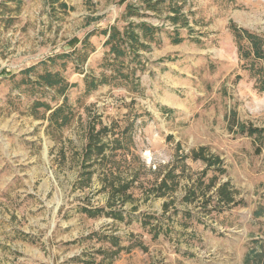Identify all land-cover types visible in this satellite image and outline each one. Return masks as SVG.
<instances>
[{
  "label": "rangeland",
  "instance_id": "rangeland-1",
  "mask_svg": "<svg viewBox=\"0 0 264 264\" xmlns=\"http://www.w3.org/2000/svg\"><path fill=\"white\" fill-rule=\"evenodd\" d=\"M128 3L138 14L126 17ZM172 4L188 26L168 18ZM145 7L0 0V264H246L262 249L264 132L258 141L239 124L264 131V92L229 26L264 35V0ZM128 21L157 28L137 89L86 94L85 74L104 70L101 31ZM88 33L95 51L84 66L77 55L50 61ZM45 71L76 83L66 94L76 116L63 128L33 107L64 101L35 86Z\"/></svg>",
  "mask_w": 264,
  "mask_h": 264
},
{
  "label": "trees",
  "instance_id": "trees-1",
  "mask_svg": "<svg viewBox=\"0 0 264 264\" xmlns=\"http://www.w3.org/2000/svg\"><path fill=\"white\" fill-rule=\"evenodd\" d=\"M164 0H145V9L160 10L159 4ZM183 5H171L172 15L168 18L177 25L181 23L182 26H188V20L182 13ZM126 17L138 14L139 10L131 4L126 5ZM233 33L234 39L237 44L239 57L243 60H250V74L255 77L257 88L259 91L264 92V35L250 31L243 27H239L236 23L232 22L229 26ZM157 28L147 24L146 22L134 23L128 21L127 25L120 29L119 27L112 25L106 29H103L101 33L105 36L103 43L104 47L108 50L105 52L103 58L104 70L95 75L93 72L86 73L84 77L85 93L89 94L92 91L97 90L103 85H122L128 86L129 83H133V90L137 89V70H143L145 62L141 57V50H149L150 43L155 40V32ZM92 33H88L84 39L73 38L69 41L73 51L71 53H64L56 55L50 59L54 62L56 59L69 57L71 55H77V66H84L91 53L95 51V47L90 43L89 38ZM183 40L182 37L177 35L174 37V43H180ZM81 47H77L78 44ZM36 65L31 66L21 71V74L25 75L21 80L23 84L33 82L30 80V74L36 71ZM106 69H110V73L106 72ZM85 71L84 69H82ZM35 86L38 88L55 89L58 95L64 97V101L57 107H51L44 101H35L33 107L35 109L44 107L46 111H51L49 120L50 125H55L58 128H63L71 124L74 120L76 113L68 105L67 91L76 86V83H70L59 71L51 72L45 71L37 75L35 80ZM239 131L246 133L247 136H254L256 140L262 141L263 129L253 126H246L245 124H239ZM256 152H261V147H256ZM225 187V184L220 190ZM261 250L253 249L246 257V264H264V245H261Z\"/></svg>",
  "mask_w": 264,
  "mask_h": 264
}]
</instances>
